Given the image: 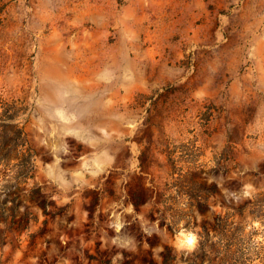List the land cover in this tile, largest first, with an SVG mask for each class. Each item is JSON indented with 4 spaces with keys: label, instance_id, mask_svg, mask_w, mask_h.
<instances>
[{
    "label": "rangeland",
    "instance_id": "rangeland-1",
    "mask_svg": "<svg viewBox=\"0 0 264 264\" xmlns=\"http://www.w3.org/2000/svg\"><path fill=\"white\" fill-rule=\"evenodd\" d=\"M0 264H264V0H0Z\"/></svg>",
    "mask_w": 264,
    "mask_h": 264
}]
</instances>
